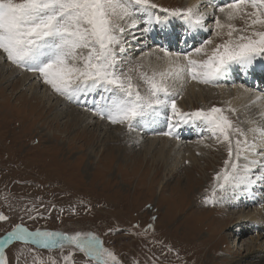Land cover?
<instances>
[{"label":"rangeland","instance_id":"rangeland-1","mask_svg":"<svg viewBox=\"0 0 264 264\" xmlns=\"http://www.w3.org/2000/svg\"><path fill=\"white\" fill-rule=\"evenodd\" d=\"M215 2L205 0V4L199 5L198 11L207 16L204 27H197L193 32L182 18L171 17L161 11L186 9V0H150V3L157 6L150 9L151 23L146 22L147 14L139 11L131 17L118 20L124 28L121 44L115 46L118 72L125 79L130 77L134 89L146 95L148 86L143 77L159 72L158 65L152 67L149 62L156 58L158 61L163 59L162 50H167L164 47L166 42L174 50V53L171 49L167 50L171 54L195 55V48L200 47L205 40H211L212 43L206 45L202 53L196 54L200 60L207 59L217 44L228 39V29H217L215 21L222 18V22H228L219 7L233 0ZM208 8L212 11L211 15ZM157 16L161 20L172 18L169 25L171 30L154 22ZM231 23L237 28L245 27L244 20L240 18ZM218 31L221 35L216 34ZM250 31L251 29L244 34L247 35ZM239 34L234 33L233 37ZM182 35L188 38L187 41L182 39ZM84 52L86 54L87 50ZM2 56L0 55V67L4 65L7 79L9 75L13 79H22V75H26L27 72L23 69L12 75L9 71L12 69L7 67H11L13 63L7 59L6 54ZM262 57L255 58L247 70L232 65L234 74L232 84L228 87L229 92L243 88L244 92H248V97L260 96L259 94L264 97V81L262 84H248L247 81H241L244 77H240V74L244 75L245 72L247 75L255 69L264 71V56ZM35 76L28 84L22 85L24 90L21 94L25 93L24 99L30 100L34 88L31 83L38 84L41 88L37 94L39 100L42 98L43 101L44 93L46 97L44 105L38 104L37 107L46 113V117L39 118L41 120L33 118L31 123L30 114L25 115L27 112L21 110L22 104L18 100L21 95H17V90L21 88L12 93L7 89V97H0V102L8 101V106L0 107V212L6 217L0 222V243H5L3 255L7 259L6 264H52V261L55 264H94L91 260L78 256L72 245L51 246V249L57 247L64 251L56 250L53 254H47L35 242H28L30 239L13 238L5 241V236L16 225L27 232H57L66 228L96 231L119 264H264V222L239 223L235 217L236 212L258 208L264 214V177L259 182L247 178L252 174L247 175L249 170L245 174L244 169L251 159L245 151L237 160L235 153L236 139H246L253 145L254 135L260 133H254L253 129H262L260 124L264 126V114L259 118V114L254 115L255 107L248 111L245 106L239 110L228 107L227 102L219 97L218 86L211 83L197 81L198 88L201 87L200 94L195 92L191 95L193 97L187 95V86L178 87L174 99L181 112L190 114L198 110L219 108L232 121L233 126L244 133L231 137L233 155L227 166V170L231 171V163L238 164V179L221 188L222 180L215 177L226 168L225 161L230 159L228 142L223 141V137L219 140L213 137L203 121L196 119V126L191 128L190 133H186L181 126L185 122H180V125L175 121L176 116L168 107L161 109L159 113H147L144 117L137 118L132 129L127 124L108 123L107 130L113 132L111 135L107 130H101L99 124L103 118L94 114L95 105L92 101L100 98L99 91L89 93V98L84 95L83 100L80 99L81 94L79 103L73 99L69 104L59 106L64 96L44 83L39 74ZM247 79L251 81L252 74ZM173 83L169 79L170 89ZM51 106L52 114L48 109ZM54 116L58 117L56 122L52 121ZM87 117H93L92 124H84L83 120ZM169 118L176 126V131L170 135L171 139L174 140L178 133L184 135L179 142L181 144L174 148L177 152L180 151L179 158L182 156L183 160L181 165L178 163V169L172 172L166 167L168 163L162 167L159 162L157 167L160 171L155 174L152 155L151 159L143 161L145 154L139 153L146 147L143 138L151 135L146 129H140L138 123L145 120L150 126L153 122L161 121V126L153 133L164 136ZM186 119L190 122V117ZM69 125L70 128L66 129ZM198 128L202 132L197 135ZM123 129L124 132L127 131L125 135L128 142H118L117 138L121 139ZM105 146H109L110 151L107 155H102ZM190 147H198L200 150L184 152ZM125 151L129 157L138 159L139 163L124 156ZM193 153L194 158H190ZM255 156L258 154L253 157ZM261 165H264V161L258 159L256 166ZM259 170L260 168L255 167L253 172ZM174 172L175 175L171 178ZM244 182L249 184V188L242 187ZM256 236L259 238L256 239L258 244L248 251L246 246ZM232 251L236 253L233 254ZM69 255L71 258L66 262L63 258Z\"/></svg>","mask_w":264,"mask_h":264},{"label":"snow or ice","instance_id":"snow-or-ice-1","mask_svg":"<svg viewBox=\"0 0 264 264\" xmlns=\"http://www.w3.org/2000/svg\"><path fill=\"white\" fill-rule=\"evenodd\" d=\"M156 7L150 0H0V50L13 64L38 72L44 83L69 100L75 99L79 103L81 94L99 91L100 98L92 101L95 114L106 117L113 124H127L132 129L137 118L168 107L180 121L187 122L188 117L203 121L213 137L218 140L223 137V141L228 142L230 159L225 161L226 168L215 177L222 180L220 187L223 188L224 184L238 179V164L232 162L231 171L227 170V166L233 155L231 137L244 135L243 131L235 128L219 108L190 114L181 112L168 81L187 74L192 80L207 84L219 79L232 65H238L243 70L250 68L255 58L264 56V30H261L264 29V0H233L219 7L228 22L217 18L216 28L228 29V39L217 44L207 59H193V53H188L183 56L184 63H181L179 55L162 50L164 57L169 58L168 67L143 77L148 87L147 94L142 95L134 89L130 77L125 79L118 72L115 46L121 44L124 28L117 21L139 11L146 13V22L151 23L150 9ZM249 8L252 11H247ZM198 9L199 5H194L186 9L161 11L168 16L182 18L190 28H203L206 14ZM237 18L244 20V28H237L231 23ZM156 22L163 21L157 16ZM249 29L250 33L245 35ZM234 33L240 34L233 37ZM216 34L221 35L219 31ZM211 43V40H205L194 49V53H202L205 46ZM84 50H87L86 54ZM173 55L174 61L171 59ZM169 121V131L165 135H172L171 118ZM253 131L260 132L264 137V129ZM235 145L237 160L253 147L246 139H236ZM261 168L264 169V165ZM5 219L0 214V220ZM7 235L9 239L19 240L30 236L46 247L57 244L62 247L63 242H67L95 260L96 264H119L115 255L90 233L73 236L41 231L28 233L16 225ZM70 258L69 255L63 259L67 262ZM0 264H6L2 250Z\"/></svg>","mask_w":264,"mask_h":264},{"label":"bare ground","instance_id":"bare-ground-1","mask_svg":"<svg viewBox=\"0 0 264 264\" xmlns=\"http://www.w3.org/2000/svg\"><path fill=\"white\" fill-rule=\"evenodd\" d=\"M187 1V3H188V7H191V6H194V5H202V4H205L204 3V1L205 0H186ZM216 2L215 3H219V1L220 0H215ZM226 1V0H225ZM186 5V4H185ZM208 12H209V14L211 15V13L210 12H212L209 8H208ZM207 16V15H206ZM168 18V19H167ZM166 19H164V20H162L163 22H161V23H159V25H165V28L166 29H170V27H169V25L171 24V23H169V22H172L173 21V19L171 18L170 19V17H167ZM170 19V20H169ZM222 19V18H221ZM154 22H156V20H153ZM184 23V22H183ZM166 24H167V27H166ZM187 24V23H186ZM174 27V26H173ZM189 29H190V31L191 32H193L194 30H196V28H190L189 27ZM198 31L200 30V29H197ZM204 31V30H203ZM190 32V33H191ZM190 37V36H189ZM192 37V36H191ZM186 38V37H185ZM184 38V36L182 35V39L184 40V41H187V39L188 38H186L185 39ZM191 41V40H190ZM165 45V46H164ZM163 46L165 47V48H167V50L168 51H171V50H173L172 49V47H170V46H168L167 45V42H166V44H164ZM166 45H167V47H166ZM165 48H163V49H165ZM171 49V50H170ZM186 51V50H185ZM194 51V50H193ZM175 52H178V51H175ZM188 52V51H187ZM162 53H163V51H162ZM170 53V52H169ZM173 53H174V50H173ZM185 53V52H184ZM175 54H177V53H175ZM0 55H3L2 57H4L5 56V53L2 51V50H0ZM177 55H179L180 56V62L181 63H184V61H183V56L185 55H181V54H177ZM192 58L193 59H197V60H200V58L195 54H193L192 55ZM260 58H263L262 56L260 57ZM171 59L174 61L175 60V55H173L172 57H171ZM159 59L158 58H156V59H154V60H151V62H149V65H151L152 67L153 66H157V69H158V71L159 72H161V71H164L167 67H168V64H169V58L168 57H164V54H163V59L162 60H160V61H158ZM11 65V64H10ZM146 65H148V62L146 63ZM6 66V65H5ZM14 66H16L15 64H12L11 65V67H7V69H12V70H9L11 73H12V75H16L17 73H18V71H19V69H23L24 71H26L27 73H26V75H22V79H13L12 78V76L11 75H9V78L7 79V76L6 75H4L5 73H4V69H5V67H4V65H2V67H0V97H7V94H6V91H7V89H10V92L12 93L13 91H15L16 89H20L21 87H22V85L25 83V84H28L29 83V81L31 80V79H35L36 78V76L35 75H38L39 73L38 72H36V71H29L25 66H17V67H14ZM235 66V65H234ZM263 66V65H262ZM19 72H21V70L19 71ZM256 72V73H255ZM257 72H259V70H257V69H255L252 73H249V74H247V75H245V72H244V75H242L243 77H244V79L242 80L241 78V81L242 82H250L247 78H248V76L250 77V75L252 74V77H253V79L255 78L256 80H261V79H263V81H264V77H262V76H264V73H263V70H261L260 72L262 73V74H258ZM234 74V71H232V66H230L229 67V69L219 78V79H217L216 81H214V82H212L211 84H214L215 86H218L217 88L219 89V93L218 94H220L219 95V97L220 98H222V100L225 102H227V104H228V107H233L235 110H239L240 108H242V107H244V108H247V111L249 110V108H253V107H255V109H256V111H255V113H254V115L255 114H259V116H257L258 118L259 117H261V116H263V114H264V97H262L261 96V94H259L260 96H257V95H253V96H250V97H248L247 96V94H248V92L247 91H243L244 89L243 88H241L240 89V91H238V90H233V92H229L228 90H229V88L228 87H230L231 86V84H232V75ZM243 74V73H242ZM40 75V74H39ZM11 76V77H10ZM42 78V77H41ZM170 80H172V79H170ZM172 81H174V83L172 84V86H171V89H170V91H171V93L173 94V98H175L174 97V95H175V93H178V87L179 86H187L188 87V89H186V90H188V94L187 95H194V93L195 92H198V94H200V88H198L199 87V84L197 83V81H195V80H192L189 76H187V74H184L183 76H181L179 79H175V80H172ZM27 82V83H26ZM38 82V81H37ZM175 84V85H174ZM31 85H33V93L30 95V97H29V99L30 100H33V101H30V100H28V99H24V94H21L22 93V91L24 90V89H22L21 88V90H17V91H19V92H17V95H21V96H19L18 97V100H20V102H21V104H22V107H21V110L23 111V112H27L25 115H27V114H30V118H31V123H32V121H33V118H36V117H38V119L39 118H43L44 116L46 117V113H43L41 110L42 109H39L38 107H37V105L39 104H43L44 105V100H45V97H46V94L44 93L43 94V101H42V98H41V100H39V97H38V92H39V90L41 89L40 87H39V85L38 84H36V83H31ZM241 86H239V88H240ZM233 88H234V86H233ZM246 89V88H245ZM248 90V89H247ZM47 91V90H46ZM42 92V91H41ZM42 94V93H41ZM90 94H92V93H90ZM16 95V96H17ZM84 95L82 94L81 95V100H83L82 99V97H83ZM86 96H88V97H86V98H89V93L86 95ZM185 96V95H184ZM53 97V96H52ZM191 97H193V96H191ZM48 98V97H47ZM51 98V97H50ZM190 98V97H189ZM52 99V98H51ZM63 99V101H60L59 102V106H64V105H66V104H69L68 102H70V100L69 99H67V98H65V97H63L62 98ZM78 99H79V97H78ZM75 100V99H74ZM181 101V100H180ZM1 104H0V107L1 106H8V101L7 100H3L2 102H0ZM57 105V104H56ZM176 105H177V103H176ZM182 105V104H181ZM183 107H185L184 105H182ZM52 107L53 106H51V107H49L48 109H50V111H51V114H52ZM71 107V106H70ZM68 108V107H67ZM72 108H73V106H72ZM44 109H45V107H44ZM182 110L184 109V108H181ZM73 110V109H72ZM251 110V109H250ZM74 112V111H73ZM78 112V111H77ZM159 112H160V110H159ZM158 112V113H159ZM72 113V112H71ZM151 112H148V114H150ZM172 113V112H171ZM252 113V112H251ZM250 113V114H251ZM95 114V113H94ZM243 114H245V112L243 113ZM241 115H242V113H241ZM75 116V115H74ZM171 116V115H170ZM174 116H175V114H174ZM94 117V116H93ZM93 117H87V118H85L84 120H83V122H84V124H92L93 123V121H92V119H93ZM256 117V116H255ZM57 118L58 117H56V116H54L53 118H52V121H54V122H56L57 121ZM80 118V117H79ZM174 118H176V117H174ZM39 120H41V119H39ZM44 121H45V119H43ZM74 120V119H73ZM98 120H100V116H99V119ZM152 121H154L153 119H151ZM174 120V119H173ZM190 120V122H185L184 124L186 125V127H185V125L183 124V125H181V123L180 122H182V121H180V120H178L177 118H176V120L175 121H178L179 122V124L182 126V127H184L185 128V131H186V133H190V130H191V128H193V126H196V123L194 124V122H196V119H193V118H190L189 119ZM257 120V119H256ZM261 120V119H260ZM36 121V120H35ZM43 121V122H44ZM262 122V121H261ZM260 122V123H261ZM102 123V124H101ZM101 123L99 124V127H102V129L101 130H107V128H108V125L111 123L108 119H106V118H103V119H101ZM109 123V124H108ZM154 123V122H153ZM151 124L150 126H148V123L146 124V121L145 120H142V122L141 121H139V123H138V125H139V127H140V129H142V130H144V129H146L147 130V132L151 135L150 137H144L143 138V135H142V133L143 132H141V135H142V138H143V144H144V146H146L145 147V149H143V150H141V151H139V153H142V154H145V156H144V159H143V161L145 160V159H151L152 158V161L153 162H155V164H154V169H155V174H158V172L160 171L159 169H158V164H159V162H161V166L163 167L166 163H168L167 164V166L166 167H168L167 169L168 170H170V172H172L173 170L175 171L176 169H178V167L177 166H179V164L178 163H182V156L179 158V156L181 155V153H180V151L179 152H177L174 148H176L177 146H179L181 143H179V142H181L180 140H181V138H182V136H184V135H182L181 133L179 134H177V137L175 136V138H174V140L173 139H171V137H170V135H164V136H162L161 134H157V135H155L156 133H153V131L155 130V129H157L158 127H160L161 126V121H157L156 123H154V124ZM108 124V125H107ZM177 125V124H176ZM191 125V126H190ZM261 126H262V129L264 128V126L262 125V124H260ZM97 127V126H96ZM119 127V126H118ZM175 127L176 126H174L173 125V131L172 132H174V131H176L175 130ZM257 127V126H256ZM70 128V125H69V127H66V129H69ZM98 128V127H97ZM167 128V132L169 131V127H166ZM254 128V127H253ZM261 128V127H260ZM259 128V129H260ZM115 129H117L116 127H114V130ZM159 129V128H158ZM115 131H117V130H115ZM122 131V137H121V139L118 137H116L117 139H118V142H122V141H125V142H128L129 141V139L126 137V135H125V133L127 132H124V129L123 130H121ZM120 131V132H121ZM107 132H109L111 135H113V132H110V131H108L107 130ZM200 132H202V130L200 129V128H198L197 129V135H198V133H200ZM134 133V132H133ZM254 133H255V131H254ZM253 133V134H254ZM259 133V132H258ZM79 134V133H78ZM77 134V135H78ZM128 134V133H127ZM257 134V133H256ZM256 134L254 135L255 136V141L253 142V147H251V149L250 150H247L246 151V153H247V155H249V157H250V159H251V162H249V164H247L246 166H245V169H247V170H249V173L247 172V175H249V174H252V176L251 177H248L247 176V178H251V181H253L254 182V180H258V182H259V180L262 178V177H264V169H262L261 168V166H256V162H257V160L258 159H260V161L262 162V161H264V137H262L261 136V134L259 133V135L257 134V136H256ZM76 135V136H77ZM116 135V134H115ZM78 137V136H77ZM85 137V136H84ZM80 139V138H79ZM82 139V138H81ZM112 139H115V137L114 138H112ZM117 139H116V141H117ZM84 141L86 140V139H83ZM109 141V140H108ZM199 144V143H198ZM197 144V146H199ZM183 145V144H182ZM252 145V144H251ZM134 146V145H133ZM193 146V145H192ZM106 147V146H105ZM201 147V146H200ZM203 147H204V145H203ZM192 148L190 147V149H187V151H184V152H190V150H191ZM183 150V149H182ZM194 152H198L200 149H198V147H196V148H194V149H192ZM109 151H110V147L109 146H107L106 148H104V151L102 152V155L104 154V155H107V153H109ZM183 152V153H184ZM135 154H137V153H135ZM149 154V156H147ZM188 154V153H187ZM254 154H258V156H255V157H253L254 156ZM123 155L124 156H126L127 158H130V160L131 161H137L136 160V158H133L134 156H130L129 157V155L127 154V151H125L124 153H123ZM138 155V154H137ZM150 155H152V157L150 158ZM194 153L193 154H191L189 157L190 158H194ZM103 157H106V156H103ZM188 157V158H189ZM177 158H179V160L178 161H176L177 160ZM158 162V163H157ZM195 162V161H194ZM136 163V162H135ZM137 163H139V161H137ZM181 163H180V165H181ZM260 168V170H259V172L257 171V172H253V170H254V168ZM190 168H192V167H190ZM245 169H244V173L246 172L245 171ZM246 174V173H245ZM173 175H175V172L174 173H172V175H171V178L173 177ZM254 178V179H253ZM246 179V178H245ZM257 182V183H258ZM257 183H255V185L257 184ZM259 185V184H258ZM242 187H245V188H249V184L248 183H243V186ZM235 217H236V219L238 220V222L239 223H241V222H244V221H249L250 223H257L258 222V224H260V223H263L264 222V214H262L261 213V210L258 208V209H251V210H246V212H244V211H241V212H236L235 213ZM256 239H259V238H257V236H256V238H254V239H251L250 240V244H248L246 247H247V250L249 251L250 249H252V248H254V247H256V245L258 244V242L259 241H256ZM259 246V245H258ZM257 246V247H258ZM232 253L233 254H235L236 252L235 251H232ZM262 259H264V256L262 257Z\"/></svg>","mask_w":264,"mask_h":264},{"label":"flooded vegetation","instance_id":"flooded-vegetation-1","mask_svg":"<svg viewBox=\"0 0 264 264\" xmlns=\"http://www.w3.org/2000/svg\"><path fill=\"white\" fill-rule=\"evenodd\" d=\"M2 221V220H1ZM0 221V222H1ZM40 231V230H39ZM34 232H36V231H34ZM34 232H28V233H34ZM41 232H44V231H41ZM46 232V231H45ZM54 233H60V234H63V235H68V236H73V235H76L77 233H80V234H88V233H90V234H92V235H94V236H96V237H98V239L100 240V238H99V234H98V232H96V231H93V230H87V231H84V230H77V229H71V228H66V229H60L59 231H54ZM8 237V236H7ZM6 236H5V238H4V240L5 241H8V240H10L9 238H7ZM31 240V241H28V242H35L36 243V246L37 247H39L40 249H41V247L43 248V253L45 252V253H47V254H53L54 253V251H56V250H61V251H64L63 249H61V248H57V247H55V248H53V249H51L50 247H46L43 243H41V242H39V241H37V240H35V239H33L32 237H30V236H28L25 240ZM4 240H1V241H3V243H4ZM32 242V243H33ZM100 242H101V240H100ZM102 243V246L105 248V249H108L104 244H103V242H101ZM64 245H72V244H68L67 242H63V246ZM4 246H5V243L4 244H2V242L0 243V250H2V252H3V248H4ZM10 246V245H9ZM72 247L73 248H75V250H76V254L78 255V256H80L82 259H88V260H91L94 264H96V261L95 260H92V259H90L89 257H87V256H85V254L83 253V252H81L78 248H76L75 247V245H72ZM109 251H111L110 249H108ZM5 258V257H4ZM5 261H7V259L5 258Z\"/></svg>","mask_w":264,"mask_h":264},{"label":"water","instance_id":"water-1","mask_svg":"<svg viewBox=\"0 0 264 264\" xmlns=\"http://www.w3.org/2000/svg\"><path fill=\"white\" fill-rule=\"evenodd\" d=\"M0 214H2L1 212H0ZM1 221V220H0Z\"/></svg>","mask_w":264,"mask_h":264}]
</instances>
